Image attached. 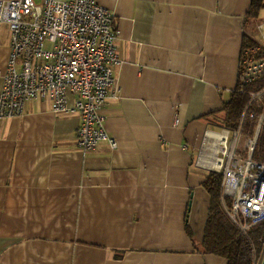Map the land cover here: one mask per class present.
<instances>
[{
    "label": "crops",
    "instance_id": "0c3cea01",
    "mask_svg": "<svg viewBox=\"0 0 264 264\" xmlns=\"http://www.w3.org/2000/svg\"><path fill=\"white\" fill-rule=\"evenodd\" d=\"M97 1L119 31L120 91L101 110L118 147L84 153L80 115L50 101L0 120V264H228L202 244L203 182L264 7L249 17L252 0ZM10 40L0 23V74Z\"/></svg>",
    "mask_w": 264,
    "mask_h": 264
},
{
    "label": "built area",
    "instance_id": "2783aa9c",
    "mask_svg": "<svg viewBox=\"0 0 264 264\" xmlns=\"http://www.w3.org/2000/svg\"><path fill=\"white\" fill-rule=\"evenodd\" d=\"M114 18L97 0H0V23L11 33L7 68L0 74V120L20 116L28 101H50L54 113L80 115L77 135L84 153L102 143L117 149L101 113L111 91L112 96L120 91L116 69L123 61ZM261 49L264 37L243 50V82L263 77L264 56L255 55ZM250 96L241 123L256 118L251 107L264 97V90ZM263 120L262 114L254 133L247 135L245 155L238 147L243 128L225 129L227 138L215 163L223 176L225 211L243 233L264 222V161L254 158Z\"/></svg>",
    "mask_w": 264,
    "mask_h": 264
},
{
    "label": "trees",
    "instance_id": "16d2710c",
    "mask_svg": "<svg viewBox=\"0 0 264 264\" xmlns=\"http://www.w3.org/2000/svg\"><path fill=\"white\" fill-rule=\"evenodd\" d=\"M262 0H252L249 17L256 16L263 8ZM257 43L245 39L243 50ZM264 56V49L256 54ZM264 90V75L261 79L245 83L241 73L236 88L231 92L230 98L223 103L222 111L225 118L221 125L229 130L243 128L245 134L252 135L256 129L259 116L264 115V97L255 102L251 110L255 113L254 120H245L241 123L245 108L250 101L251 93ZM254 158L264 161V120L257 140ZM221 173L210 171L203 182V186L210 195V204L203 239L206 252L225 258L228 264H256V259L264 252V222L253 227L247 233L241 232L229 219L223 202Z\"/></svg>",
    "mask_w": 264,
    "mask_h": 264
},
{
    "label": "rangeland",
    "instance_id": "374dc122",
    "mask_svg": "<svg viewBox=\"0 0 264 264\" xmlns=\"http://www.w3.org/2000/svg\"><path fill=\"white\" fill-rule=\"evenodd\" d=\"M222 123V122H221ZM219 129H217L220 133H222V130H225L227 129L226 127L224 126H220L218 127ZM231 140V139H230ZM246 141H247V134H245L244 132L242 133V136L239 140V143H238V147H239V150H240V153L242 155H245V144H246ZM220 146H222V143L220 144ZM219 149H221L219 147ZM263 258H264V252L259 256L257 257L256 259V264H262V261H263Z\"/></svg>",
    "mask_w": 264,
    "mask_h": 264
},
{
    "label": "bare ground",
    "instance_id": "6f19581e",
    "mask_svg": "<svg viewBox=\"0 0 264 264\" xmlns=\"http://www.w3.org/2000/svg\"><path fill=\"white\" fill-rule=\"evenodd\" d=\"M212 134V133H211ZM210 135V134H209ZM214 136L220 140L221 143H224L225 142V139L227 138V133L226 132H223V133H214ZM213 136V137H214ZM209 138V137H208Z\"/></svg>",
    "mask_w": 264,
    "mask_h": 264
},
{
    "label": "water",
    "instance_id": "95a60500",
    "mask_svg": "<svg viewBox=\"0 0 264 264\" xmlns=\"http://www.w3.org/2000/svg\"><path fill=\"white\" fill-rule=\"evenodd\" d=\"M262 264H264V258H263Z\"/></svg>",
    "mask_w": 264,
    "mask_h": 264
}]
</instances>
